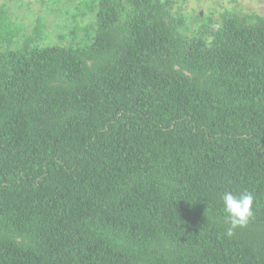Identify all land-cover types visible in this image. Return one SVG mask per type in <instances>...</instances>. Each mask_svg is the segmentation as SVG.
Instances as JSON below:
<instances>
[{
    "label": "trees",
    "instance_id": "trees-1",
    "mask_svg": "<svg viewBox=\"0 0 264 264\" xmlns=\"http://www.w3.org/2000/svg\"><path fill=\"white\" fill-rule=\"evenodd\" d=\"M178 3L0 52V264H264V15ZM225 190L254 196L231 237Z\"/></svg>",
    "mask_w": 264,
    "mask_h": 264
},
{
    "label": "rangeland",
    "instance_id": "rangeland-1",
    "mask_svg": "<svg viewBox=\"0 0 264 264\" xmlns=\"http://www.w3.org/2000/svg\"><path fill=\"white\" fill-rule=\"evenodd\" d=\"M178 7L190 19L197 13L214 14L225 10L237 14L264 15V0H178ZM91 0H0V52L31 40L44 45L84 47L92 42L95 14ZM93 19L94 27L88 24Z\"/></svg>",
    "mask_w": 264,
    "mask_h": 264
},
{
    "label": "clouds",
    "instance_id": "clouds-1",
    "mask_svg": "<svg viewBox=\"0 0 264 264\" xmlns=\"http://www.w3.org/2000/svg\"><path fill=\"white\" fill-rule=\"evenodd\" d=\"M223 211L227 214L230 227L226 235L231 237L238 228L246 227L253 216L254 196L251 192L236 194L225 190L220 197Z\"/></svg>",
    "mask_w": 264,
    "mask_h": 264
}]
</instances>
